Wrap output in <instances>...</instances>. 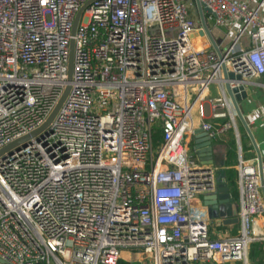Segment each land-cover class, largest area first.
Listing matches in <instances>:
<instances>
[{
  "label": "built area",
  "instance_id": "obj_1",
  "mask_svg": "<svg viewBox=\"0 0 264 264\" xmlns=\"http://www.w3.org/2000/svg\"><path fill=\"white\" fill-rule=\"evenodd\" d=\"M201 1L229 28L226 64L264 74V0ZM192 3L0 0V148L39 127L70 85L50 124L0 156L3 263L116 264L133 247L141 264H250V242L264 238L251 224L264 212V159L239 158L240 226L212 236L203 198L217 179L189 152L192 111L211 139L235 121L224 93L211 116L227 119H204L220 59Z\"/></svg>",
  "mask_w": 264,
  "mask_h": 264
},
{
  "label": "crops",
  "instance_id": "obj_2",
  "mask_svg": "<svg viewBox=\"0 0 264 264\" xmlns=\"http://www.w3.org/2000/svg\"><path fill=\"white\" fill-rule=\"evenodd\" d=\"M189 11L192 17H194L200 24L199 12L196 7L195 0H192ZM264 9V7H263ZM204 16L208 21L211 32L214 38L219 41L220 48L225 50L231 41V34H229L228 27L217 26L211 19L209 12L204 11ZM195 39L201 41L202 38H198L193 35ZM204 39L209 40L206 36ZM200 43V42H199ZM239 46L247 47L250 45V39L247 35H242L239 40ZM249 84L246 86L247 96L238 100V107L244 116L246 122L248 123L253 138H250L245 126L238 118L236 110L229 98H225L226 101L231 105L234 111V121L235 126L225 131L216 139H211L210 145H205L207 143L206 136L204 132L191 133L187 136L189 152L192 153L199 162L210 165L214 168L215 176L217 181L224 180L229 187L230 193L234 198V201L238 204V187H237V164L239 158L245 160H253L257 157V150H259L262 159H264V74L259 76H253L250 79ZM224 96L222 85L219 81H214L210 84L206 98L202 101L205 109L206 117L204 119L210 120L215 123L223 121L222 117L213 118L211 116V99L216 97ZM224 109V107H220ZM196 109L192 111V123L194 128L200 127L201 120ZM192 146V147H191ZM232 180L234 183L232 184ZM262 217L260 224L255 225L254 229L259 230L264 234V212L259 213ZM212 221H216L211 219ZM218 222V221H217ZM216 222V223H217ZM223 226L229 227L228 230H219L216 232L211 229L212 236H218L221 232L237 231L233 224L237 223H218ZM238 229V228H237ZM253 242V241H252ZM255 242H264V238L257 239ZM250 251V244L248 247V252ZM259 256L264 258V250L259 253ZM122 257V256H120ZM124 258V257H122ZM249 258L250 264H260L256 260ZM125 259V258H124ZM259 259V258H258ZM127 260H134L133 258ZM138 261V260H137ZM215 264V263H214ZM226 264V263H222Z\"/></svg>",
  "mask_w": 264,
  "mask_h": 264
},
{
  "label": "water",
  "instance_id": "obj_3",
  "mask_svg": "<svg viewBox=\"0 0 264 264\" xmlns=\"http://www.w3.org/2000/svg\"><path fill=\"white\" fill-rule=\"evenodd\" d=\"M195 2H196L197 10L200 15L199 18L200 27L198 31L202 36H206L209 39L211 45L216 50L220 59L221 73L217 81H219L220 84L222 85V89L225 97L229 98L232 104L234 105L238 118L241 120L250 138L254 142L251 129L238 107V100H240L241 98H245L247 96L246 86L249 84L250 80L248 78H244L240 73L236 72L229 65L226 64V61L223 57V51L219 45V41L216 40V38H214L213 33L211 32L210 26L208 24V21L204 16V11H207L209 13H213V11L201 0H195ZM81 10L82 8L78 11L75 17L72 26V33H74L76 30L78 24V17ZM73 53H74V41L73 39H71L70 47H69V57H68V70H67L69 79L72 76V70H73ZM231 59L233 60V58ZM69 88L70 85L67 84L58 102L54 106L53 110L50 112L46 120L39 127L4 145L2 148H0V156H3L5 155V153L10 152L14 148H17L20 145L25 144L29 139H31V137L36 136L40 131L45 129L50 124L53 117L57 113L58 109L62 105L68 93ZM199 132H204V135L206 136V140H207V143H205V145H210L211 140L207 131L204 130L202 127L194 128L193 130L194 134ZM257 159L260 166L262 157L259 150H257ZM216 186H217L216 192L211 194H206L203 198V202L204 204H206L207 207L206 211L208 217L210 219H214L222 223H238L239 222L238 206L237 203L234 201L233 196L230 193L228 185L224 180H220L217 181ZM0 262L2 263L4 262L2 258H0Z\"/></svg>",
  "mask_w": 264,
  "mask_h": 264
},
{
  "label": "rangeland",
  "instance_id": "obj_4",
  "mask_svg": "<svg viewBox=\"0 0 264 264\" xmlns=\"http://www.w3.org/2000/svg\"><path fill=\"white\" fill-rule=\"evenodd\" d=\"M205 109L207 110V107ZM210 140H211V138H210ZM157 146H158V143L155 140V142L153 144V153L156 152ZM261 219H262V217L259 214L252 216V219H251L252 226H254V224L259 225ZM216 222L217 221L210 220L209 224H210L211 229L215 230L216 232H218L221 229L228 230L229 227L218 224L220 222H217V223ZM233 225H234V228H236V230H237V228L240 226V223L238 222L237 224H233ZM222 233H231V232L227 231V232H222ZM233 233H235V231H233ZM139 253H140L139 250L137 248H133V247H123L121 249V256L124 257L125 259L133 258L134 260H137L139 257ZM139 263L141 264V262H139ZM0 264H5V263L0 262ZM52 264H54L53 261H52ZM226 264H232V263L227 262Z\"/></svg>",
  "mask_w": 264,
  "mask_h": 264
},
{
  "label": "trees",
  "instance_id": "obj_5",
  "mask_svg": "<svg viewBox=\"0 0 264 264\" xmlns=\"http://www.w3.org/2000/svg\"><path fill=\"white\" fill-rule=\"evenodd\" d=\"M223 121L227 119V117H222ZM221 121V122H223ZM219 122V123H221ZM154 139H160L161 138V130L159 126L154 127L153 132ZM234 181L232 180V184ZM264 250V242H250V251L248 252V256L252 258V260H256L257 262L261 263L264 261V258L262 256H259V253ZM259 258V259H258ZM116 264H140L137 260H127L122 257H119Z\"/></svg>",
  "mask_w": 264,
  "mask_h": 264
},
{
  "label": "bare ground",
  "instance_id": "obj_6",
  "mask_svg": "<svg viewBox=\"0 0 264 264\" xmlns=\"http://www.w3.org/2000/svg\"><path fill=\"white\" fill-rule=\"evenodd\" d=\"M194 41H197V45H199V41L197 39L194 38Z\"/></svg>",
  "mask_w": 264,
  "mask_h": 264
}]
</instances>
